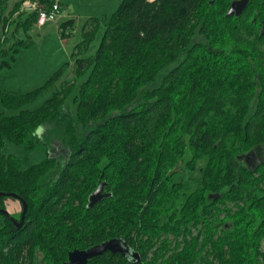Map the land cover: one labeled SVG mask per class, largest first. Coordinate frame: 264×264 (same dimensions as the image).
Masks as SVG:
<instances>
[{
    "label": "trees",
    "instance_id": "16d2710c",
    "mask_svg": "<svg viewBox=\"0 0 264 264\" xmlns=\"http://www.w3.org/2000/svg\"><path fill=\"white\" fill-rule=\"evenodd\" d=\"M8 1L0 55L36 21ZM232 1L121 0L83 27L74 94L67 80L29 110L43 85L0 88L14 112L0 108V207L10 193L26 203L20 227L0 213V264H62L114 237L139 260L106 251L85 264H264V159L241 158L264 144V0L227 16ZM102 181L109 195L88 206Z\"/></svg>",
    "mask_w": 264,
    "mask_h": 264
},
{
    "label": "rangeland",
    "instance_id": "374dc122",
    "mask_svg": "<svg viewBox=\"0 0 264 264\" xmlns=\"http://www.w3.org/2000/svg\"><path fill=\"white\" fill-rule=\"evenodd\" d=\"M14 0H9L7 10ZM59 4L60 13L55 20L47 21L42 26H34L27 30L26 34L21 32L20 38L26 40V45L18 46L14 52L7 51L0 55L2 60L7 61L0 66V88L16 92L26 93L43 85L40 93L30 102L22 107L33 110L39 107L45 99L58 90L62 84L69 80H75V89L85 79L86 74L77 78L73 74L75 46L82 39V31L85 24L93 18H101L110 15L121 0H53ZM73 21L72 28L66 27L64 38L60 37V23L68 19ZM90 28V24L87 26ZM100 26L93 39L86 45L80 56L94 54L102 35ZM52 78L51 82L46 81ZM158 82V81H157ZM152 86V85H151ZM70 96V99H72ZM136 103V102H135ZM5 114H13L0 106ZM45 129H42V132ZM62 149L61 146L58 147ZM256 160L264 159V144L253 150ZM180 164L178 167L179 170ZM223 214H220L222 216ZM264 246V241L262 242ZM41 256L36 255L38 263Z\"/></svg>",
    "mask_w": 264,
    "mask_h": 264
},
{
    "label": "water",
    "instance_id": "95a60500",
    "mask_svg": "<svg viewBox=\"0 0 264 264\" xmlns=\"http://www.w3.org/2000/svg\"><path fill=\"white\" fill-rule=\"evenodd\" d=\"M213 1V0H212ZM248 0H234L231 2L226 15L232 14H240L247 5ZM253 155L254 151H250L246 154H243L241 158H243L248 165L252 166L253 163ZM104 182H99L97 187L89 194L88 196V206H92L98 201L102 200L104 197H107L109 193L103 192ZM4 195L3 192H0V196ZM9 196H15V194H8ZM26 211V203L23 201V210L20 221L13 222L17 227H20L24 223V215ZM0 213L8 216L10 215L7 210L0 208ZM106 251H110L112 253H120L122 256H129L132 259L139 260L140 255L135 250L131 249L129 244L122 238V237H114L110 239H106L100 243L94 244L85 249L74 248L68 252L67 260L64 261L62 264H85L87 260L93 256L100 255Z\"/></svg>",
    "mask_w": 264,
    "mask_h": 264
},
{
    "label": "built area",
    "instance_id": "2783aa9c",
    "mask_svg": "<svg viewBox=\"0 0 264 264\" xmlns=\"http://www.w3.org/2000/svg\"><path fill=\"white\" fill-rule=\"evenodd\" d=\"M21 11H35L36 12V26H42L47 21L55 20L60 8L57 2H53L48 6H41L36 0H24L20 5Z\"/></svg>",
    "mask_w": 264,
    "mask_h": 264
},
{
    "label": "flooded vegetation",
    "instance_id": "af4514ba",
    "mask_svg": "<svg viewBox=\"0 0 264 264\" xmlns=\"http://www.w3.org/2000/svg\"><path fill=\"white\" fill-rule=\"evenodd\" d=\"M264 29V28H263ZM264 32V30H263ZM56 153V152H53ZM62 154V153H60ZM64 154V152H63ZM259 161L261 160H256L255 154L253 155V163L252 166H255ZM9 201H13L14 203H16V210L11 211L10 206H8ZM1 208V207H0ZM3 209L7 210V212L9 213L10 217L4 215L3 213H1L3 216H5L6 218H8L10 221L13 222L12 219H14L15 221H20L21 219V215H22V210H23V200L18 197V196H7L4 199V207H2ZM24 219H25V215H24ZM14 223V222H13Z\"/></svg>",
    "mask_w": 264,
    "mask_h": 264
},
{
    "label": "crops",
    "instance_id": "0c3cea01",
    "mask_svg": "<svg viewBox=\"0 0 264 264\" xmlns=\"http://www.w3.org/2000/svg\"><path fill=\"white\" fill-rule=\"evenodd\" d=\"M8 206H10L11 211L16 210V203L9 201Z\"/></svg>",
    "mask_w": 264,
    "mask_h": 264
},
{
    "label": "clouds",
    "instance_id": "9594fccd",
    "mask_svg": "<svg viewBox=\"0 0 264 264\" xmlns=\"http://www.w3.org/2000/svg\"><path fill=\"white\" fill-rule=\"evenodd\" d=\"M40 131V129H37V132H39Z\"/></svg>",
    "mask_w": 264,
    "mask_h": 264
}]
</instances>
